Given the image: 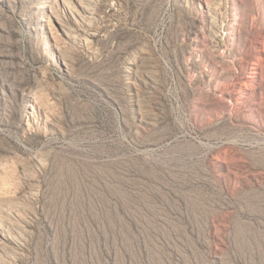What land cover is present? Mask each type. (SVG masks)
<instances>
[{"label":"rangeland","instance_id":"rangeland-1","mask_svg":"<svg viewBox=\"0 0 264 264\" xmlns=\"http://www.w3.org/2000/svg\"><path fill=\"white\" fill-rule=\"evenodd\" d=\"M0 264H264V0H0Z\"/></svg>","mask_w":264,"mask_h":264}]
</instances>
